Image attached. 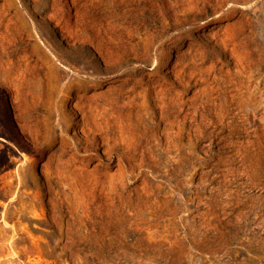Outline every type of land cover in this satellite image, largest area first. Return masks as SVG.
Here are the masks:
<instances>
[{"label":"rangeland","instance_id":"obj_1","mask_svg":"<svg viewBox=\"0 0 264 264\" xmlns=\"http://www.w3.org/2000/svg\"><path fill=\"white\" fill-rule=\"evenodd\" d=\"M0 264H264V0H0Z\"/></svg>","mask_w":264,"mask_h":264}]
</instances>
